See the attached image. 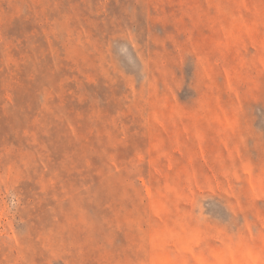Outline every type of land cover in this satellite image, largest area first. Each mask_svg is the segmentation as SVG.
I'll list each match as a JSON object with an SVG mask.
<instances>
[{
  "label": "rangeland",
  "instance_id": "rangeland-1",
  "mask_svg": "<svg viewBox=\"0 0 264 264\" xmlns=\"http://www.w3.org/2000/svg\"><path fill=\"white\" fill-rule=\"evenodd\" d=\"M0 264H264V0H0Z\"/></svg>",
  "mask_w": 264,
  "mask_h": 264
}]
</instances>
